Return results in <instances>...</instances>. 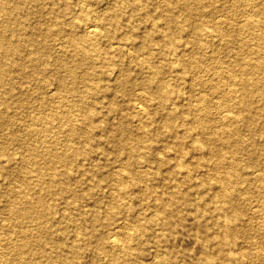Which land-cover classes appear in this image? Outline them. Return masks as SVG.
<instances>
[{"label": "bare ground", "instance_id": "6f19581e", "mask_svg": "<svg viewBox=\"0 0 264 264\" xmlns=\"http://www.w3.org/2000/svg\"><path fill=\"white\" fill-rule=\"evenodd\" d=\"M123 1L131 6L129 17L135 15L138 9L147 7L151 2V0ZM162 1L165 3V11L159 14L164 21L161 30L157 23H152L142 41L136 43L133 40L135 34L132 32L135 27L129 23L128 30L131 32L125 33L126 38H123L122 42L116 44L110 42L106 44L107 48H102L97 45L102 36H113L116 29L121 26L118 8L103 11L100 15L95 14V10L78 12L77 8L72 14L70 3L73 1L71 0H66L62 8L58 7L59 0H0V98L3 103L0 105V126L12 117L6 105L9 95H16V101L20 104L29 105L30 101V94L29 92L26 94L24 87L21 88L20 94H17L18 86L10 76L12 70L16 68L27 77L41 74L47 78L52 69L48 67V54L44 51V43L40 36L53 33L61 38L57 42L59 54L55 57L56 62L53 68L57 74L52 81L38 87V89L42 87L47 89L53 86L45 98L57 100L56 108H47L42 104L34 108L32 117L45 124L40 131H35L34 127L23 134L9 133V140L16 144L20 143L26 148L28 158L24 160L22 168L30 166L31 176H29L30 179L24 180L28 190L15 191L8 187L1 191L5 200L4 204L10 213V222L13 226L19 227L21 232L19 235L10 234L12 233L10 231L6 232L7 237L0 242V264H86L81 258L83 248L77 240L68 243L51 238V233L54 231L53 220L57 217V210L51 204V198L54 199L60 191L68 194L67 198L60 197L64 200L66 208L69 211L74 210V214L63 213L61 217L74 223L77 229L76 234L97 236L95 247L99 252H105L108 258L106 264H126V260L136 254L134 250L137 252L143 250L142 242L134 244V240L143 234L145 225L152 222L158 225H170L171 216L181 217L186 210L191 211L198 220L207 217L211 219L214 233H208L206 230L202 239L206 244H212L215 252L204 250L203 256L198 261L200 264H243L241 262L244 261L247 264H264V260L260 259V253L252 255L251 251L240 247V238H256L260 233L249 219L244 220L242 217L239 208L240 200L234 189V183L249 179V176L244 173L246 157L255 167L250 172L253 178L264 184V161L260 157L264 154V0H253V4L250 2L252 7L245 11L243 21L235 28L239 35L243 31H249L253 44L250 45L242 39L235 38L238 46L246 54L242 58L239 53L233 54L232 66L220 74L230 86L221 94V99L217 100L216 105L219 107L230 105L218 112V123L213 126L215 117L203 111V108L211 101V96H208V93L199 92L195 98L194 107L196 110L199 109V113L195 116L197 128L189 126L186 129H181L176 120L184 113L175 106L176 100L179 99L177 96L179 89L168 88L171 82L182 83L183 76L173 74L174 64L169 65L168 70L156 64L157 56L154 50H158V55L164 58L174 56L173 62L179 64L181 59L178 49L185 47L180 39L181 33L185 30L180 25V21H189L200 15L207 4L212 3L213 0ZM118 2L119 0L112 1L115 4ZM74 3L85 6L86 4L99 5L100 2L75 0ZM174 3L179 6L177 11L172 9ZM29 4H34L35 7L31 8ZM44 6L48 9L43 10ZM232 7L234 8V4ZM61 14L64 15L63 18L60 17ZM31 17H35V20ZM26 22L29 25L26 26ZM175 25H178V28L174 29ZM76 28L82 29L84 34L77 35ZM157 29L159 39L156 40L153 38V33ZM195 29L192 48L196 50V55H191L190 58L191 65L194 68H200L203 56L216 50V46L212 47L213 42L211 43L209 38L202 39L203 33L199 32V26ZM204 34L214 37L215 33L207 30ZM14 35L24 37L28 41L26 46H21V42L14 39ZM152 44L153 46H150ZM127 45L134 47L140 53L139 64L145 67L146 70H142L144 73H140L142 68L131 73L129 68L119 61L112 60L111 56L107 58L113 48L120 50ZM21 48L28 53H21ZM13 54H17V57L15 58ZM68 54L78 56L73 62H69L65 58ZM103 55L102 59L112 67L109 72L96 73L99 66L97 60ZM85 66L91 71L87 70L84 74H79V69ZM106 74L115 76L120 90L126 94L132 93L130 86L134 84L140 86L145 100L149 102V105H155L152 110L146 109L144 116L148 118L147 121L140 120L142 118L138 120L139 133H133L131 130L124 132L126 128L123 122L116 126L114 133H111L113 147L118 152L116 157L124 159L112 178L115 184L114 193L124 196L131 187L130 184H136L142 177L147 178L150 173L159 176L164 186L155 188L154 200L144 204L146 208L150 207L158 214L153 216L144 212L143 215L139 214L138 220H144L143 223L138 220L132 224L108 223V235L102 239L97 235L98 227L95 223L83 232L84 227L78 223L76 216L84 215V212L76 211L81 208L79 200L90 192L81 194L74 186L62 185L60 175H68L70 171L68 164L74 159L73 155L87 154L81 142L79 145L71 144L73 138H81L89 144L93 139V127H102L105 123L103 119L94 121L96 110L90 109L84 94L85 91L100 94L109 90V86L101 83L103 75ZM199 83L192 82L191 88L194 89L197 85L199 88H196L201 91L202 83L201 81ZM66 95L71 96L73 101H64ZM74 97H78V101H74ZM184 98L190 100L189 96ZM228 101L232 103H227ZM144 107L143 105L145 111ZM67 109L75 110L84 119L81 122L73 121L70 116H67ZM125 116V114L122 115V117ZM156 121L157 127L150 129L149 123ZM54 128H58V131L65 128L66 138L63 139L62 148L55 149L57 153L48 146H38L30 141L35 133L46 137ZM243 130L248 132L247 143V139L242 135ZM159 134L167 135L160 151L172 152L174 161L171 164H168L170 160L167 155H154L152 136ZM2 147L0 144V156L3 154ZM69 148H72L73 152L67 151ZM189 154L191 156L196 154L201 161L214 159L213 169L218 171L220 167H225L226 170L217 172L213 177L214 180L210 181L209 186L204 190L195 188L196 183L193 180L202 172L194 169L185 160ZM59 164H62L63 168H60ZM95 164L92 163V165ZM139 164L146 165L152 172H149L146 166L142 167L143 169L138 167ZM93 167L97 168V166ZM103 178L104 176L98 179ZM92 185L90 190L93 191L103 187L100 181ZM146 187L142 186V188ZM214 187L215 189H212ZM193 194L201 197L202 204L191 198ZM123 206V213L131 215V207L126 203ZM91 211H94L93 215L98 214L95 206L91 208ZM118 211L117 206H111L109 213L116 214ZM26 223L35 227L37 232L29 231ZM130 229L133 231H129ZM60 231L66 234L64 229ZM153 234L158 239L163 236V232H153ZM33 245L37 246L36 249L40 255L32 258L25 253L28 250L32 251ZM236 253L240 254L239 257ZM161 254L158 263L167 264V257L163 256L166 252L162 250ZM88 264L102 263L98 258H94Z\"/></svg>", "mask_w": 264, "mask_h": 264}, {"label": "rangeland", "instance_id": "374dc122", "mask_svg": "<svg viewBox=\"0 0 264 264\" xmlns=\"http://www.w3.org/2000/svg\"><path fill=\"white\" fill-rule=\"evenodd\" d=\"M71 4L70 10L72 14L74 10L79 9L88 12L89 10H95V14L100 15L103 11H111L113 8H118V13L121 15V26L119 29H116L113 36L104 35L100 39L99 45L102 48H107L110 42L116 44L117 42H122L126 38L125 33H129L128 24L132 23L135 27L133 40L136 43H139L144 38L146 32L152 25V23H157L160 30L164 21L162 17L160 18V12L165 11V3L162 0H151L145 8H140L137 10L136 14L132 17H129L131 6L123 1L119 0L118 3H112L113 0H89L92 2H100L99 5L86 4L85 6L75 5L74 1ZM256 1V0H255ZM253 4V0H213L212 3L207 4L206 8L201 11L200 15H197L191 18L189 21H180V25L185 29L180 36L181 43L185 44V47L182 46L178 49V54H180L179 64L173 62L174 56L163 57L158 55V50H154L156 64L162 66L165 69H169L168 66L174 64L175 75L183 76L182 83H173L168 84V88L179 89L177 91V96L179 99L176 100V107L178 110L183 111V116L178 117L176 120L181 129H186L189 126L196 127L195 116L199 113V109L196 110L195 107V98H197L199 92L208 93V96H211V101L203 108L204 112L210 113L214 116V125L218 123V112L227 106L219 107L216 105L217 100L221 99V94L224 90H228L229 83L220 75L226 70H229L231 65V58L233 54L241 56V58L246 54L245 51L241 50V47L238 46L236 39H242L243 42L250 45L253 44V40L249 35V31H243L241 35L238 34L235 29L238 27V24L243 21L244 13L250 7L249 3ZM66 4V0H59L58 7L62 8ZM234 4V8L232 5ZM30 7H35L34 4H29ZM43 10H47L48 7L44 6ZM173 11L179 9L178 4L174 3ZM92 12V11H91ZM93 15V14H91ZM61 18L64 15H60ZM35 20V17H31ZM32 20V21H33ZM226 20V23L224 21ZM108 21V20H107ZM26 26L29 23H25ZM199 26V32L202 34V39L209 38L211 40L212 47L216 46V50L209 52L203 56L200 68H194L191 64V55H196V50H193L192 45H194V31L195 27ZM29 30L30 27H27ZM178 28V25L174 26V29ZM207 30L214 31V37H209L204 34ZM158 29L154 31L153 38L159 39ZM75 33L77 35L84 34L83 30L76 28ZM16 35V34H15ZM14 39L21 42V46H24L28 41L25 40L22 36H15ZM41 40L44 43V51L47 52V64L48 67L52 70L49 72L48 77H43L41 74L36 76H23L18 69H13L11 72L12 80H15L18 88L17 94H20L21 88H25L26 94H30L29 105L23 103L20 104L16 101V95H9L7 106L11 112V118L8 122L3 123L0 126V144L3 146V154L0 156V242L7 237L6 232L10 231L13 235H19L21 229L17 226H13L10 222V213L8 207L5 206L4 196L1 194V191L7 189L8 187L13 190H22L28 188L26 187L24 180L31 176V167H23V162L28 158L27 150L22 144L14 143L9 140V133H18L23 134L27 130L33 129L35 131H40L44 128L45 124L41 121H38L37 118L32 117V112L35 107H38L39 104L44 105L47 108H56L57 100L46 99L45 95L50 91L53 86L50 88L42 87L38 89L39 86L44 85L48 81H52L57 71H55V57L57 54V42L60 41V37L52 34L40 36ZM26 46V45H25ZM24 46V47H25ZM150 46H153L150 45ZM21 53H28L27 51L21 48ZM134 47L127 45L124 49H112L107 55V58L111 56L112 60L119 61L125 67L129 68V72L134 73L136 70L141 69L146 70L145 67L140 66L141 55ZM16 58L17 54H13ZM78 55H65V58L69 62H73ZM101 56L98 58L97 63V72L101 71L109 72L111 67L106 63V60H103ZM140 58V59H139ZM87 70L91 71L87 66L80 68L78 73L84 74ZM33 72V71H32ZM220 72V73H219ZM102 84L109 86V90H105L100 94L91 93L85 91L84 99L89 103L90 109H95L96 114L94 116V121L103 119L104 124L102 127L95 126L92 129L93 139L90 140L89 144L81 138H73L71 144H77L81 142L83 144L87 154H78L73 155V160L68 164L69 173L68 175L61 176V184L64 186H74V188L81 194H86L88 191L89 195L84 196L80 201L81 208L76 212H84V215L81 216L78 214V223L84 227L82 231L89 229V226L95 223L98 227V236H101L102 239H105L108 235V223H134L138 220V215L148 214L153 216L158 214L156 210L152 208H146L144 204L148 201L154 200L155 188H162L163 180H159V176L154 173H150L148 177L140 178L136 184H130L131 186L128 192L122 195H116L115 184L113 182L114 173L118 170V166L123 163L124 159L121 160L118 155V152L113 147L114 141L111 133H114L116 126L119 123L123 122L124 127L126 128L124 132L136 133L137 131V122L140 120L147 121L148 118L144 116L146 109L152 110L155 108V105H149V102L145 100L144 93L140 86H130L132 88L131 94H126L118 86V81L115 76L103 75ZM201 81V91L198 89L199 86H195L194 89L191 88L192 82L199 83ZM200 84V83H199ZM198 84V85H199ZM193 86V85H192ZM180 87V88H179ZM198 87V88H196ZM129 88V86H128ZM47 91V92H46ZM226 92V91H225ZM64 101L71 102L73 98L69 95ZM190 97V100L184 97ZM181 97V98H180ZM99 98V100H98ZM43 100V101H42ZM42 101V103H41ZM74 101H78V97H74ZM216 101V102H215ZM227 103H232L228 101ZM259 103V101L257 102ZM256 103V104H257ZM0 105H3L2 99L0 98ZM143 105L145 106V111L143 110ZM89 109V108H88ZM67 116L73 119L75 122H81L84 117L76 112L75 110H66ZM125 114V117L122 115ZM158 122L149 123L148 127L154 129L157 127ZM212 130V129H211ZM35 133V132H34ZM139 133V132H138ZM36 135V133H35ZM32 137L30 141H33L38 146L50 147L54 153H57L55 149L62 148L63 139H65V128L52 129L48 132V135L41 137L36 135ZM53 135H56L55 137ZM242 135L247 139L248 132L246 130L242 131ZM166 134H159L152 136L154 155L160 156L165 154L169 157L170 163H173L172 152L171 151H160L162 143L165 142ZM198 136V134L196 135ZM195 136V137H196ZM45 137V138H44ZM191 139V138H190ZM190 139L188 141H190ZM80 140V141H79ZM248 139L246 140V143ZM67 151L73 152L72 148H69ZM59 152V151H58ZM262 161H264V154L260 156ZM80 160V163H78ZM82 160V161H81ZM186 161H188L194 169L198 170V176L193 180L196 183L195 188L204 190L209 186V182L213 181V177L217 172H223L226 170L225 167H220L217 170L213 169L214 159L201 161L198 156H191L190 154L186 156ZM246 167L244 173L249 176V179L243 180L241 183H234V189L237 193V196L240 200L239 208L242 212V217L249 219V222L252 223L256 230L259 231V235L256 238H240V247L245 248L248 251H251L252 255L260 253L259 258L264 260V184L262 181L255 180L252 176L251 170L253 165L250 160L246 157L244 159ZM92 163H96L92 165ZM93 166H97L94 168ZM146 165L139 164L138 167L145 168ZM169 166V165H168ZM60 168H63L62 164H59ZM142 168V169H143ZM146 168H148L146 166ZM149 172H152L148 168ZM182 172H184L182 170ZM96 177H95V176ZM104 176L103 179H98ZM108 178V179H107ZM129 178V177H128ZM30 179V178H29ZM100 181L102 184V189L96 188L90 190V186H93L95 182ZM60 186V185H58ZM142 186H147L142 188ZM164 186V185H163ZM142 189V190H140ZM212 189H215L212 188ZM211 189V191H212ZM67 198L68 194L65 191H60L55 195V198H51V204L57 210L56 219L53 220L54 231L51 233V238L55 241H65L71 243L74 240H77L82 246L81 258L84 263L88 264L92 259L98 258L102 264H106L108 258L105 255V252H99L96 249V240L97 236L93 235H78L76 234L74 223L69 222L68 219L62 218L61 215L68 214L73 211H69L66 208L65 202L62 198ZM191 198L200 202L202 204L201 197L198 195H192ZM206 198V197H204ZM50 202V201H49ZM54 202V204L52 203ZM129 205L132 209L131 215L125 214L124 204ZM93 206L97 209V215H93L94 211H91ZM117 206L119 210L116 214H111L110 207ZM190 209V208H188ZM81 216V217H80ZM140 218V217H139ZM172 223L170 225H158L152 222L149 225H145L143 229V234L139 235V238L134 240V244L137 242H142L143 250L139 252L134 250L136 254H133L126 260V264H160V256H162L161 251L164 250L167 257V264H200L198 261L203 256L204 250L209 252H215L212 244H206L202 239V235L207 230L208 233L213 234L214 231L211 226V219L209 217L198 220L191 211H185L182 216H171ZM143 223L144 220H138ZM29 231L33 233L37 232V229L33 227L30 223H26ZM206 228V229H205ZM64 229L66 234H63L60 230ZM129 231H133L130 229ZM153 232H163V236L158 239ZM33 252L28 250L26 251V256L28 257H37L40 255L37 246L33 245ZM36 251V252H35ZM237 251V250H236ZM239 257L240 254L236 253ZM96 256V257H95ZM101 256V257H100ZM40 258V257H39ZM42 259V258H41ZM241 262L243 264H247ZM264 262V261H263Z\"/></svg>", "mask_w": 264, "mask_h": 264}]
</instances>
